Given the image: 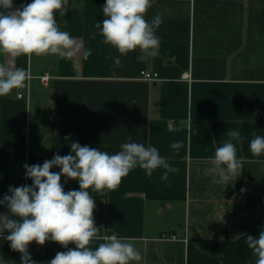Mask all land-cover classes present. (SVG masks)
<instances>
[{
	"label": "crops",
	"instance_id": "1",
	"mask_svg": "<svg viewBox=\"0 0 264 264\" xmlns=\"http://www.w3.org/2000/svg\"><path fill=\"white\" fill-rule=\"evenodd\" d=\"M31 2L13 0V6ZM105 4L68 0L69 11L55 14L60 30L92 50L87 59L82 52L73 59L0 54V64L50 75L47 84L33 79L27 97H17V89L0 96V200L22 179L32 184L24 164L68 155L72 142L116 154L131 137L157 148L176 170L165 180V169L149 177L137 166L115 190L89 188L100 235L131 238L140 264H223L222 255L203 251L196 238L236 239L264 219V155L249 148L253 133L264 136V0H152L145 19L163 20L155 56L139 49L121 56L102 42L95 25L105 18ZM142 68L159 79L138 78ZM184 71L189 78L181 77ZM229 130L242 137L234 143L247 174L216 184L211 159ZM177 141L178 150L171 147ZM65 179L66 192L79 190L78 181ZM0 213L9 210L0 206ZM8 234L0 236V261L21 264ZM28 251L37 264H48L67 248L32 242Z\"/></svg>",
	"mask_w": 264,
	"mask_h": 264
},
{
	"label": "clouds",
	"instance_id": "2",
	"mask_svg": "<svg viewBox=\"0 0 264 264\" xmlns=\"http://www.w3.org/2000/svg\"><path fill=\"white\" fill-rule=\"evenodd\" d=\"M151 7L152 0H106L102 9L105 18L95 25L102 42L117 49L121 56L137 49L140 54L155 56L160 44L156 30L163 20L159 15L150 22L145 19ZM68 11V0H32L15 8L13 0H0V54L12 58L36 55L73 59L82 52L87 59L92 50L83 49L81 43L58 27L55 14L59 12L63 16ZM95 37L96 34L92 38ZM112 59L114 66L121 65L119 56ZM30 79L25 69L0 64V96L24 88ZM226 135L229 139L215 149L211 159L216 173L212 182L216 184L236 180L243 171L234 143L242 137L235 130L227 131ZM253 137L249 142L252 155H264V136L253 133ZM171 147L178 150L182 142H173ZM70 148V154L56 153L42 166L23 165L25 178L31 179L32 184L10 186L11 194H5L0 200V206L6 207L10 214L0 213V236L9 233L4 238L13 251L21 254V264H37L28 245L35 242L42 246L47 241L67 248L48 264H140L142 255L131 238L118 237L115 233L100 235L101 229L96 227L93 218L95 201L88 189L115 190L137 166L149 177L154 170L163 168L161 178L165 180L176 169L161 157L157 148L133 142L131 137L120 145L116 154L81 146L78 142H72ZM53 167H58L60 172L51 171ZM61 176L66 178L65 183L78 181L79 190L66 192ZM93 241H100L95 248L90 247ZM245 243L256 257L255 264H264V229L255 237L245 235ZM69 244L75 248H69Z\"/></svg>",
	"mask_w": 264,
	"mask_h": 264
},
{
	"label": "trees",
	"instance_id": "3",
	"mask_svg": "<svg viewBox=\"0 0 264 264\" xmlns=\"http://www.w3.org/2000/svg\"><path fill=\"white\" fill-rule=\"evenodd\" d=\"M242 174H247L245 170ZM264 186V175L262 177ZM264 229V219L249 233L241 235L236 239H203L197 237L199 247L208 253L220 254L223 256V264H255L256 257L245 243V235L257 236L259 231Z\"/></svg>",
	"mask_w": 264,
	"mask_h": 264
},
{
	"label": "built area",
	"instance_id": "4",
	"mask_svg": "<svg viewBox=\"0 0 264 264\" xmlns=\"http://www.w3.org/2000/svg\"><path fill=\"white\" fill-rule=\"evenodd\" d=\"M31 76V79L26 81V84H25V87L22 88V89H17V92H16V95L17 97H27L29 94H30V90H29V86L31 84V81L35 78H37L42 84H47L49 78H50V75L47 74V73H42V74H38V75H34L30 72H28ZM181 77L182 78H189V72L187 71H184L181 73ZM138 78L142 79V80H158L159 79V75L157 72L155 71H150V70H147L145 68H142L139 70V75H138ZM168 126L170 128H173L175 127L173 123H169ZM23 185H26V181L25 179H22L17 187L19 186H23ZM165 236V235H163ZM165 237H169V238H175V235H167Z\"/></svg>",
	"mask_w": 264,
	"mask_h": 264
}]
</instances>
